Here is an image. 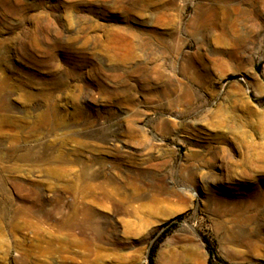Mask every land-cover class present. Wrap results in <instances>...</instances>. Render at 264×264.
<instances>
[{"label":"rangeland","instance_id":"374dc122","mask_svg":"<svg viewBox=\"0 0 264 264\" xmlns=\"http://www.w3.org/2000/svg\"><path fill=\"white\" fill-rule=\"evenodd\" d=\"M263 263L264 0H0V264Z\"/></svg>","mask_w":264,"mask_h":264},{"label":"bare ground","instance_id":"6f19581e","mask_svg":"<svg viewBox=\"0 0 264 264\" xmlns=\"http://www.w3.org/2000/svg\"><path fill=\"white\" fill-rule=\"evenodd\" d=\"M247 143V142H246ZM262 146V144H259ZM263 147V146H262ZM253 148V147H252ZM261 150V149H260ZM256 192H251L250 193V201L254 200L255 199V194ZM82 219L81 220H84L85 223H88L89 222V219H87V217H91V214L87 213V212H83L82 213ZM80 220V218H78V216H75L74 217V220L72 219V222H59L57 223V228H55L57 230V232L59 233V235H61V233L63 231H68L70 233V236L73 234L72 232L75 231V228H77L79 226V223L78 221ZM88 220V221H87ZM56 224V223H55ZM59 241L62 240L61 236L59 238H57ZM62 246V245H61Z\"/></svg>","mask_w":264,"mask_h":264},{"label":"trees","instance_id":"16d2710c","mask_svg":"<svg viewBox=\"0 0 264 264\" xmlns=\"http://www.w3.org/2000/svg\"><path fill=\"white\" fill-rule=\"evenodd\" d=\"M205 240V242L207 243V248H208V250H209V252H210V262H211V260L213 259V257H214V252H213V250L211 249V247H210V243L206 240V239H204ZM154 253H155V248L154 249H152V256H150V261L152 262L153 261V255H154ZM264 264V263H263Z\"/></svg>","mask_w":264,"mask_h":264}]
</instances>
